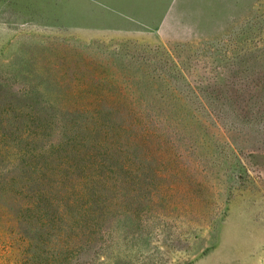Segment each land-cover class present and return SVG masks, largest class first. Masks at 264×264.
Wrapping results in <instances>:
<instances>
[{
  "label": "rangeland",
  "instance_id": "obj_1",
  "mask_svg": "<svg viewBox=\"0 0 264 264\" xmlns=\"http://www.w3.org/2000/svg\"><path fill=\"white\" fill-rule=\"evenodd\" d=\"M26 121L109 177L93 264H264V0H0L2 158Z\"/></svg>",
  "mask_w": 264,
  "mask_h": 264
},
{
  "label": "trees",
  "instance_id": "obj_2",
  "mask_svg": "<svg viewBox=\"0 0 264 264\" xmlns=\"http://www.w3.org/2000/svg\"><path fill=\"white\" fill-rule=\"evenodd\" d=\"M29 122L16 126L17 152L2 158L9 148L6 136L0 142V160L9 159L7 169L0 166V219L28 228L22 264H93L91 251L103 240V222L112 206L109 177L97 172L102 165L94 171L74 165V160L92 156L88 150L69 153L71 140L36 146L42 137L29 138L24 131ZM36 252L45 256V263Z\"/></svg>",
  "mask_w": 264,
  "mask_h": 264
}]
</instances>
